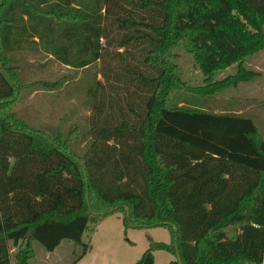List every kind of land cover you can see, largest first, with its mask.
Here are the masks:
<instances>
[{"label":"trees","instance_id":"obj_1","mask_svg":"<svg viewBox=\"0 0 264 264\" xmlns=\"http://www.w3.org/2000/svg\"><path fill=\"white\" fill-rule=\"evenodd\" d=\"M178 47L204 85L183 77ZM18 48L96 70L83 85L87 132L49 133L14 109L70 77H31ZM263 48L264 0H0V264H30L36 243L53 252L64 240L81 248L75 264L91 225L117 212L125 228L170 232L135 264L157 251L171 264L177 252L183 264H264L263 131L206 101L254 79L245 58Z\"/></svg>","mask_w":264,"mask_h":264},{"label":"rangeland","instance_id":"obj_2","mask_svg":"<svg viewBox=\"0 0 264 264\" xmlns=\"http://www.w3.org/2000/svg\"><path fill=\"white\" fill-rule=\"evenodd\" d=\"M261 51L245 58L247 67L253 69L250 63L254 61H261L264 64V49ZM14 52L18 56L23 53L26 55V59L30 61L28 65L31 66L28 72L33 78L55 79L64 74H70L69 80L64 82L61 88L38 90L32 98L29 95L24 96L22 100L14 104V109L25 115L31 126L44 129L49 133H56L59 130L67 131L73 122L80 123L83 131L87 132L92 110L89 103H85L86 91L83 85L85 76L88 74L87 78H92L96 70L68 67L44 51L36 52L33 49L18 48ZM176 52L183 77L190 85H204L205 75L195 56L184 47H178ZM236 70L237 63H233L225 69L218 70L215 78H223ZM98 77L103 78L101 74ZM182 96H185L183 91L176 92L170 103H178ZM207 97H214L206 100L213 108L219 110L229 108L251 116L264 134V76L255 77L254 80L240 81L236 86H230L214 96ZM204 106L209 108L206 104ZM123 216V213L117 212L103 218L97 225L92 224L95 231L86 232L83 240L91 243L93 249L75 264H135L140 257V252L149 246V236L157 241H170L168 229L164 227L125 228ZM35 250L36 256L30 264H71L81 252V248H76L71 240H64L53 252L47 251L40 243L35 244ZM173 259L175 256L167 251L155 252V264H171ZM11 264H16L14 258Z\"/></svg>","mask_w":264,"mask_h":264},{"label":"crops","instance_id":"obj_3","mask_svg":"<svg viewBox=\"0 0 264 264\" xmlns=\"http://www.w3.org/2000/svg\"><path fill=\"white\" fill-rule=\"evenodd\" d=\"M263 49H264V48H263ZM261 50H262V49H261ZM261 50H259V51H257V52H262ZM255 53H256V52H255ZM253 54H254V53H253ZM259 54H262V53H259ZM259 56H260V55H259ZM251 63H252V64H251ZM251 63H250V66H252L253 69H255V70H257V71L260 72V74H258V75L256 76V78H257L258 76H260V77L262 78V77L264 76V64H263L261 61H260V62H259V61H254V62H251ZM254 79H255V78H254ZM254 79H253V80H254ZM257 80H258V79H257ZM35 93H36V92H33V93L30 95V96H31L30 98H32V97L35 95ZM94 231H95V230H94ZM94 231H93V232H94ZM169 233H170V232H169ZM170 236H171V235H170ZM149 237H151V236H149ZM149 237H148V238H149ZM152 239H153V238H152ZM148 240H149V239H148ZM170 241H171V239H170ZM170 241H169V242H170ZM92 249H93V247H92ZM146 249H147V248H146ZM146 249H145V250H146ZM145 250H144V251H145ZM144 251L142 250V251L140 252V255H139L140 257H141V255L143 254ZM140 257H139V258H140Z\"/></svg>","mask_w":264,"mask_h":264},{"label":"water","instance_id":"obj_4","mask_svg":"<svg viewBox=\"0 0 264 264\" xmlns=\"http://www.w3.org/2000/svg\"><path fill=\"white\" fill-rule=\"evenodd\" d=\"M177 229V228H176ZM177 260L179 261V264H183L182 261H181V257L179 255V252H177Z\"/></svg>","mask_w":264,"mask_h":264}]
</instances>
